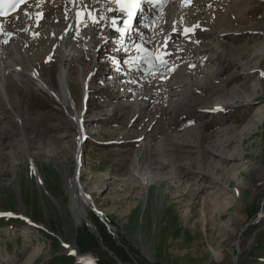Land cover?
I'll list each match as a JSON object with an SVG mask.
<instances>
[{"label":"rangeland","instance_id":"1","mask_svg":"<svg viewBox=\"0 0 264 264\" xmlns=\"http://www.w3.org/2000/svg\"><path fill=\"white\" fill-rule=\"evenodd\" d=\"M200 1L182 13L196 16ZM219 1L202 10L212 28L193 34L205 39L198 47L209 63L194 65L196 77L172 97L140 87L127 98L131 84L119 81L107 59L120 54L110 48L68 75L72 111L56 98L63 81L49 59L37 67L51 92L9 76L8 99L0 96V264H92L91 255L107 264H264V0ZM169 5L159 12L175 24L180 10ZM43 46L12 44L26 59ZM208 84L224 90L213 95ZM78 167L80 204L71 187Z\"/></svg>","mask_w":264,"mask_h":264},{"label":"bare ground","instance_id":"2","mask_svg":"<svg viewBox=\"0 0 264 264\" xmlns=\"http://www.w3.org/2000/svg\"><path fill=\"white\" fill-rule=\"evenodd\" d=\"M169 1L178 6L180 10L179 13L175 12V16L178 15L175 24L167 16L146 6L137 15L132 28V38L122 45L120 51L115 50L112 41L107 39L108 30L111 28L115 30L121 23L117 0H35L22 8L19 13L6 19L0 18V96L3 90V94L8 99L9 76L16 75L20 78L27 76L29 81L39 85L42 90L50 91L51 88L43 80L37 67L38 64L40 65L39 59L42 57V60L49 59V63L51 61L59 67V78L63 84L62 90L56 95V98L68 111H72L74 104L77 106V95H74L71 90L68 75H71L75 70L77 61H81V64L88 68L90 62L95 60L96 53L100 57L105 48L108 50L110 48V51L117 55L119 52H129L120 54V60L117 57L107 59L110 65L115 66L118 71L121 77L119 81L125 82L127 85L129 84L126 82H130V94L127 98L135 95L140 87L144 89L153 87V90L157 91L156 96L150 97H156L158 100L164 99L166 96L169 98L179 86L189 83L193 76L196 77V71L201 68H196L197 66L209 63H204L208 60V52L198 47L205 39L196 38L193 34L194 31L200 32L199 26H202L203 29L212 28L209 23L210 18L203 11L222 5L219 0L200 1L196 6L197 15L186 17L182 10L190 0ZM175 26L178 28L176 31ZM203 35L215 38L208 33ZM65 39H68L67 42ZM13 42H18V45L21 42L23 46L27 45L29 50H35L37 45L40 47L43 44L44 46L43 49L37 51L36 59L29 57L27 60L22 54L17 53L19 56H15L14 48H12ZM4 46L7 49H4ZM16 49L19 52L20 49L17 48V45ZM132 52L135 53L136 59L130 55ZM10 59L13 64L8 63ZM247 60L249 61V58ZM194 61L202 63L194 64ZM194 65L197 66L194 67ZM96 74V71L93 72L91 78ZM182 75L184 77L181 79ZM168 77L171 78L170 81H167ZM118 79L119 77L116 80ZM89 82L85 78L84 94H82V98L85 95L88 102L91 95ZM208 86V92L213 95H218L221 90H224L222 87L216 90L211 84ZM191 98L187 94L184 98H178L176 102L179 103V106H187L191 102ZM205 160L204 166L210 168L211 164L208 159ZM219 164L223 163L219 161ZM220 171V168L216 169V172ZM75 173L71 184L72 195L73 201L80 204L79 192H81L82 186L79 183L81 177L79 167ZM206 173H209V170ZM191 191L192 194L197 192L196 189H191L188 193ZM203 204L205 206L206 202L204 201ZM217 258L221 259L219 253Z\"/></svg>","mask_w":264,"mask_h":264},{"label":"trees","instance_id":"3","mask_svg":"<svg viewBox=\"0 0 264 264\" xmlns=\"http://www.w3.org/2000/svg\"><path fill=\"white\" fill-rule=\"evenodd\" d=\"M98 228H99V230H100V223H99V221H98ZM102 234V233H101ZM103 237H104V239L107 241V243H109V244H107L108 245V247L115 253V254H117L118 255V253H117V251L112 247V245H111V243L110 242H108V237H106V236H104V235H102ZM81 241V242H80ZM78 245H79V247H80V250L81 251H83V252H86L87 251V247H88V245L86 244V242L83 240V239H81V240H78ZM123 264H125V263H123Z\"/></svg>","mask_w":264,"mask_h":264},{"label":"water","instance_id":"4","mask_svg":"<svg viewBox=\"0 0 264 264\" xmlns=\"http://www.w3.org/2000/svg\"><path fill=\"white\" fill-rule=\"evenodd\" d=\"M87 251H89V248L87 247ZM89 259L91 260L92 264H107L105 261H103L102 259L98 258V257H94L91 255V257H89Z\"/></svg>","mask_w":264,"mask_h":264}]
</instances>
